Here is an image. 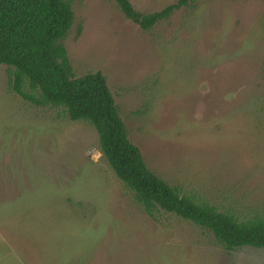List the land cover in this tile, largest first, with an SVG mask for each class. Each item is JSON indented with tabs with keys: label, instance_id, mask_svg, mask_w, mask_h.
Listing matches in <instances>:
<instances>
[{
	"label": "rangeland",
	"instance_id": "rangeland-1",
	"mask_svg": "<svg viewBox=\"0 0 264 264\" xmlns=\"http://www.w3.org/2000/svg\"><path fill=\"white\" fill-rule=\"evenodd\" d=\"M76 75L107 78L148 168L181 193L264 215V0H196L143 31L114 0H68ZM158 11L178 0H130ZM0 264H264L194 223L147 215L92 125L37 107L0 64Z\"/></svg>",
	"mask_w": 264,
	"mask_h": 264
},
{
	"label": "trees",
	"instance_id": "trees-1",
	"mask_svg": "<svg viewBox=\"0 0 264 264\" xmlns=\"http://www.w3.org/2000/svg\"><path fill=\"white\" fill-rule=\"evenodd\" d=\"M120 12L143 31L169 19L196 0H178L144 12L130 0H114ZM74 22L68 0H0V64L8 87L37 107L60 108L71 121L94 127L99 150L142 210L158 219L171 213L208 230L227 252L244 246L264 248V215L245 218L193 195L152 172L128 135L106 76L76 75L64 41Z\"/></svg>",
	"mask_w": 264,
	"mask_h": 264
}]
</instances>
